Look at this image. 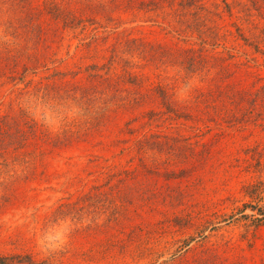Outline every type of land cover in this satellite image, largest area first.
Masks as SVG:
<instances>
[{"label": "rangeland", "instance_id": "374dc122", "mask_svg": "<svg viewBox=\"0 0 264 264\" xmlns=\"http://www.w3.org/2000/svg\"><path fill=\"white\" fill-rule=\"evenodd\" d=\"M202 2L210 10L214 3L223 7L222 0ZM50 3L82 21L65 30L59 45L51 43ZM112 7V0H28L16 23L17 12L0 0V47L30 68L25 72L20 66L15 81L0 86V257L7 258L5 264H264V106L244 122L245 115L218 92L264 88V42L258 51L240 38L218 41L209 32L195 33L199 29L192 22L187 37L168 34L161 18ZM237 11L213 19L222 35L227 29L236 33ZM29 13L38 34L23 28ZM256 20L263 25V19ZM6 22H13L16 35ZM96 37L95 56L82 58L81 45ZM202 38L205 56L227 57L230 51L242 69L229 78L227 73L237 68L213 69L209 82L198 73L189 75L179 65V48L202 49ZM130 39L173 52L169 66L145 65L137 55L124 59L143 76L145 89L161 85L177 106H186L175 118L179 127L169 128V119L162 126L142 127L149 116L141 114L162 109L153 100L87 110L57 96L73 85H89L79 67L106 63L114 46ZM121 65L115 73L122 72ZM201 91L209 104L196 101ZM64 134L72 137L70 143L55 147ZM145 134L172 139L178 153L148 150L145 164L160 173L142 172L117 193L119 173L141 167L135 153L121 152L127 144L117 141ZM35 136L38 144L14 151L21 142H35ZM20 153L30 165L16 160ZM62 204L71 206L58 212Z\"/></svg>", "mask_w": 264, "mask_h": 264}, {"label": "trees", "instance_id": "16d2710c", "mask_svg": "<svg viewBox=\"0 0 264 264\" xmlns=\"http://www.w3.org/2000/svg\"><path fill=\"white\" fill-rule=\"evenodd\" d=\"M8 1L10 2L9 11L11 10L12 12H17V17L18 11H24L26 9V4L28 3V0ZM112 3L114 5L112 8L118 10L124 9L126 11H144L145 13L153 15L155 19L161 18L163 23L166 24V27H162V30L166 31L168 34L174 32L180 36L187 37L192 29V23H197L196 25L199 30H196L195 33L198 32L199 34L204 35L209 32L210 35H213L215 38L217 37L218 41L220 39L226 40L229 38H240L246 45L255 46L258 51L261 50L260 44L264 42V22L263 25H261L260 22L256 20V18L259 17L264 21V0H232L231 2L228 0H222L223 7L221 8V5L214 3L213 10L207 9L202 0H112ZM108 8L111 9L110 7ZM236 9H238L237 13L240 14V16H238V21H240V23H233V26L235 25L236 27V33L227 29L222 35L219 24L213 19H222L226 14L232 17L235 15ZM48 14L51 18H53V21H55L53 34L51 36V39H53L51 42L52 44H61L65 40V30L76 28L82 23V21H77L76 16L70 10L64 8L58 3H50L48 5ZM205 14H207L206 17L210 15L207 20H205ZM27 15L29 22H23V28L30 34H38L39 30L34 26V23L32 24L31 21V17H33L32 14L29 13ZM17 22H19V17L16 23ZM177 24L179 25L177 26ZM6 25H8V29L13 30V33L16 35L17 31L13 22H6ZM202 40L204 43L202 49L196 50L195 48H179L180 53L182 54L181 57H177L179 60H182L179 65L188 71L189 75L198 73L203 81L209 82L213 80V69L225 72L226 70H230V67L237 68L236 71H229V73H227L228 78L242 69L244 64L237 61L236 55L230 51L227 57L221 53H215L211 58L205 56L204 51L207 43L204 38H202ZM99 41L100 38L96 37L90 42L83 43L81 47L85 51L82 58H93L95 56L94 52L99 49ZM129 45H132L133 47L130 49L132 52H128V50H126V52H121L123 48L126 49ZM215 45L220 44L215 43L212 46ZM51 48L53 47L51 46ZM114 48L115 51H113V53L108 57V61L106 63H93L85 65V68L79 67L80 71L84 69L87 73V80L90 82L89 85H73L71 89H66V91L63 92V95L57 94V96L67 101L70 99L76 104L82 105L87 110H93L94 108L100 110L110 104H116L118 102L123 103L127 101L138 105L146 104L149 100H153L156 101L158 105H161L162 109L160 108L141 114L140 118L142 119L146 118L145 115L149 116L147 122L142 123V127L145 125L153 126L156 122H159L158 125L162 126L166 123V121H168L166 119H169L170 121V123L167 124L169 128L179 127L181 123L175 118H178L181 114L185 113V109H183V112L181 110L182 108H186V106H177L176 101L172 99V95H170L169 92L161 85L145 89L143 76L132 72L130 67H128V60L124 59L125 54L132 57L137 55L139 58L146 61L145 65H156L160 67L169 66L168 64L173 63V52L169 49L167 50L160 47L159 45H155L152 42H145L142 39L126 40L118 43L114 46ZM118 48H120V50ZM117 65L123 66L121 73H115L118 67ZM20 66L25 68V72L30 70L27 62L24 63L20 57H16L11 54V52H6L0 47V86L6 84L9 80L15 81L17 69ZM192 69L195 71H191ZM80 71L77 72V74H79ZM56 74L58 76H64L63 71H57ZM40 85L41 84H39V86ZM201 92L202 93L196 97V101L198 104H209L210 98L207 97L205 92ZM218 92L220 95L227 97L231 104L235 105L237 111H240L245 115L244 118L247 120L244 122H248V119H251L253 115L258 113L259 106H264V88L256 91L245 92L234 89H221L218 90ZM209 96L212 95L210 94ZM1 118L0 122L2 121ZM236 119H238L237 116ZM158 125L157 127H159ZM90 128L93 129L94 126ZM71 136H75V134L72 133ZM81 137L82 136H78L77 134L75 138L81 141ZM35 138V142L37 143L30 140L28 143L25 142L22 144L21 142V144H19L21 146L15 147L14 151L18 149H25L24 147L26 145L38 144L40 138L37 136H35ZM70 138L72 137H69L68 134H64V139L57 138L54 142L55 147L58 145H68L70 143ZM117 142L127 144L125 148H122L121 152H127L128 154L135 153L133 160L138 158L141 163V167H138L139 169H123L121 173H119L117 181L118 185L116 188H118V186L120 187L118 188L117 193H119L123 187L132 183V181H135V179H137L142 172L150 173L156 171L153 173H160L158 169V171L156 169L152 171L151 168L145 164L144 155L148 150L158 152L159 154L167 152L169 155L172 154V156L173 154L175 156V154L178 153V150L175 149L176 145L172 143V139L161 140L159 134H145V136L141 138L136 137L132 141L131 139L128 140L126 138H122ZM177 142L181 144L182 141L177 139ZM184 142L186 143V139ZM172 148L173 150H171ZM1 153L2 152H0V154ZM16 160L22 161L26 165H30L31 162L27 156L24 155V157H22L21 153L16 156ZM114 176L115 174L113 177ZM75 204L77 205L78 203L76 202ZM75 204H73L72 207H74ZM68 206L71 205L62 204L57 210L58 212H64V208H67ZM6 259L7 258L5 256L0 257V264H5L4 261Z\"/></svg>", "mask_w": 264, "mask_h": 264}]
</instances>
